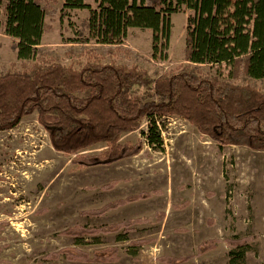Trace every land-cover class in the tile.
I'll list each match as a JSON object with an SVG mask.
<instances>
[{
    "label": "trees",
    "instance_id": "trees-1",
    "mask_svg": "<svg viewBox=\"0 0 264 264\" xmlns=\"http://www.w3.org/2000/svg\"><path fill=\"white\" fill-rule=\"evenodd\" d=\"M64 0L62 11L88 8L89 36L106 46L122 44L130 28L152 32L153 57L163 58V41L168 37L170 16L188 12L185 29V63L153 77L146 69L133 64L88 60L80 68L56 62L42 54L44 20L59 0H0V29L18 39L21 70L9 69L0 74V130L15 127L33 112L49 134L58 152L74 154L71 163L77 169L110 166L139 154L144 141H122L126 133L141 128L149 119L147 140L161 147L157 117H182L221 146L240 145L264 149V92L258 87L237 83L204 72L202 65L226 64L230 75L264 78V0ZM45 2V4H43ZM33 61V63H27ZM142 93H138L139 90ZM57 116L49 121L47 115ZM103 144L99 152L91 149ZM119 179L102 186L113 189ZM158 190L141 191L109 201L98 208L85 210L99 217L109 210L136 200L148 199ZM189 201L175 204L184 209ZM157 222L166 216L157 211ZM142 217L124 218L111 224H77L62 231L80 241L86 235L118 233L125 240L129 229L145 222ZM255 236L225 238L231 246V264H244L245 254ZM154 238L131 240L136 251ZM219 238L200 242L195 252L161 255L159 262L183 264L215 250ZM1 251V247H0ZM136 253L133 251V254ZM63 254L68 260L109 263L119 259V247L108 246L89 252L77 247L61 248L50 253Z\"/></svg>",
    "mask_w": 264,
    "mask_h": 264
},
{
    "label": "rangeland",
    "instance_id": "rangeland-1",
    "mask_svg": "<svg viewBox=\"0 0 264 264\" xmlns=\"http://www.w3.org/2000/svg\"><path fill=\"white\" fill-rule=\"evenodd\" d=\"M88 2L96 7L94 0ZM63 3L64 0L52 3L53 10L46 13L44 20L41 52L56 62L76 68L95 59L135 64L153 77L185 63L188 12L179 11L170 16L168 37L163 41L164 56L156 60L151 30L130 28L123 43L112 48L94 40L86 42L90 10L71 8L63 12ZM17 41L3 27L0 29V74L23 68ZM201 68L212 76L249 83L264 92V78L235 80L224 63ZM142 92L140 89L138 93ZM47 119L56 121L57 116L49 114ZM156 121L163 140L161 147L148 143L149 119L145 118L139 130L122 137V141L142 139L145 143L139 154L110 166L86 169L72 165L74 154L53 148L48 132L38 121L37 111L25 116L15 127L0 130V264H139L140 261L167 264L158 262L157 257L194 252L208 238H219L221 242L215 250L183 264H231V246L224 239L235 236H255L244 264H264V149L221 146L182 117L159 116ZM29 135L37 136L39 145L42 140L49 143L45 153L51 151L58 163L52 181L58 179L52 186L34 185L36 192H42L39 187L44 189V200L40 193L28 200L17 198L18 189L12 185L18 174L11 170L12 163L17 162V150ZM102 148L100 144L90 152ZM112 179H119L117 186L103 189ZM154 190L160 193L153 194L151 200L129 202L99 217L84 213L117 198ZM185 200L190 206L173 207ZM22 204L25 207L17 217V208ZM159 210L169 216L163 223L156 220ZM129 217L147 220L129 229L125 240H119L118 233L86 235L80 241L62 234L77 224L100 226ZM140 238H154V241L135 251L131 240ZM114 245L119 247V259L109 263L71 261L63 254L56 259L50 256L51 252L66 247H77L92 255L95 250Z\"/></svg>",
    "mask_w": 264,
    "mask_h": 264
},
{
    "label": "bare ground",
    "instance_id": "bare-ground-1",
    "mask_svg": "<svg viewBox=\"0 0 264 264\" xmlns=\"http://www.w3.org/2000/svg\"><path fill=\"white\" fill-rule=\"evenodd\" d=\"M41 142L39 145L37 136L29 135L17 150V162H13V167H11L12 171L18 172L17 177L12 179L15 182L12 185L18 189L17 198L24 197L28 200L31 196L40 193V191L36 192L35 184L40 183L47 188L52 186L58 179L55 178L52 181L53 175L58 169L56 158L51 151H48V155H46L45 150L49 148V143H45L43 140ZM39 190L42 191L40 193L41 200H44V189L39 187ZM24 207L25 204H22L17 208V217L21 216Z\"/></svg>",
    "mask_w": 264,
    "mask_h": 264
},
{
    "label": "crops",
    "instance_id": "crops-1",
    "mask_svg": "<svg viewBox=\"0 0 264 264\" xmlns=\"http://www.w3.org/2000/svg\"><path fill=\"white\" fill-rule=\"evenodd\" d=\"M49 115V114H48ZM155 196V195H154ZM154 196H152V197H150L151 199L154 197ZM156 196H159L158 194H156ZM150 198H148V199H150ZM150 199V200H151ZM142 200H144V199H142ZM191 204V203H190ZM190 204H189V206H190ZM157 212V211H156ZM168 220L169 219V216H168V214L166 213V216H165V219L161 222V223H163L165 220ZM169 223H170V220H169ZM150 244V243H149ZM197 249V248H196ZM196 251V250H195ZM194 251V252H195ZM190 253H192V252H190ZM209 253V252H208ZM207 254V253H206ZM179 255H181V254H179ZM203 255H205V254H203ZM202 256V255H201ZM142 260V259H141ZM131 262H134V260L133 261H131ZM159 262V261H158ZM131 264H133V263H131ZM139 264H145L143 261H140V263Z\"/></svg>",
    "mask_w": 264,
    "mask_h": 264
}]
</instances>
